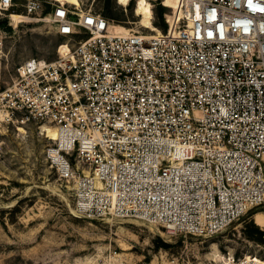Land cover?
I'll use <instances>...</instances> for the list:
<instances>
[{
    "label": "built area",
    "instance_id": "2783aa9c",
    "mask_svg": "<svg viewBox=\"0 0 264 264\" xmlns=\"http://www.w3.org/2000/svg\"><path fill=\"white\" fill-rule=\"evenodd\" d=\"M49 3L24 0V11L80 37L55 58L24 59L8 84L0 73V127L57 128L47 159L78 211L211 236L264 206V0H180L165 34ZM14 5L0 0V14Z\"/></svg>",
    "mask_w": 264,
    "mask_h": 264
},
{
    "label": "rangeland",
    "instance_id": "374dc122",
    "mask_svg": "<svg viewBox=\"0 0 264 264\" xmlns=\"http://www.w3.org/2000/svg\"><path fill=\"white\" fill-rule=\"evenodd\" d=\"M49 1L44 0V11L54 6ZM61 1L100 11L124 29L157 30L142 22L136 12L139 0ZM143 1L150 5L158 30L168 32L177 12L173 1ZM23 3L15 0L13 15L0 14L3 84L13 80L24 59L55 58L80 37L58 34L50 22L27 15ZM42 125L0 127V264H210L226 252L264 256V235L249 232L251 223L264 231L256 221L264 206L211 236L171 235L134 218L81 213L65 177L47 159L56 140Z\"/></svg>",
    "mask_w": 264,
    "mask_h": 264
},
{
    "label": "bare ground",
    "instance_id": "6f19581e",
    "mask_svg": "<svg viewBox=\"0 0 264 264\" xmlns=\"http://www.w3.org/2000/svg\"><path fill=\"white\" fill-rule=\"evenodd\" d=\"M172 1H173V5L177 8V12H176V15L174 17L170 32H172L176 28L178 18L180 17L179 16V13H180V11H179L180 0H172ZM136 12L141 15L142 22L145 24V26L151 27L152 29H157L156 31L151 30V33H155L156 34L158 32L160 34H165V32H163L161 30H158V27L155 26V24L152 22L153 11H152V9H151V7H150V5L148 3L144 2L143 0H139L137 2V4H136ZM9 14L13 15L14 12L11 11ZM41 127L44 128L46 131L51 132V135H52L53 139H57L59 137V132H58V130H57V128L55 126H52L50 124H43ZM107 218H112V216H107ZM134 219H136V218H134ZM136 220L143 222V220H140V219H136ZM256 221L258 223L264 225V212L263 211H259L256 214ZM144 223H145V221H144ZM150 224L153 225V226H156V225H154L152 223H150ZM157 228H159V227H157ZM217 252H218V249H216V253ZM222 255L220 256V258L222 257Z\"/></svg>",
    "mask_w": 264,
    "mask_h": 264
},
{
    "label": "trees",
    "instance_id": "16d2710c",
    "mask_svg": "<svg viewBox=\"0 0 264 264\" xmlns=\"http://www.w3.org/2000/svg\"><path fill=\"white\" fill-rule=\"evenodd\" d=\"M161 7L165 8L163 5ZM249 232L251 234H257L258 236H260V238L264 235V231L260 229V227L255 223H251V225L249 226Z\"/></svg>",
    "mask_w": 264,
    "mask_h": 264
}]
</instances>
